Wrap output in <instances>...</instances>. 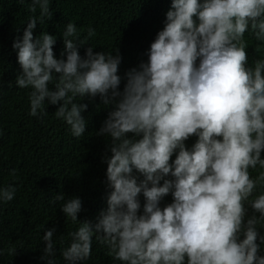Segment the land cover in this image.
<instances>
[{
	"label": "clouds",
	"instance_id": "9594fccd",
	"mask_svg": "<svg viewBox=\"0 0 264 264\" xmlns=\"http://www.w3.org/2000/svg\"><path fill=\"white\" fill-rule=\"evenodd\" d=\"M29 11L22 38L12 44L21 68L15 85L31 89L28 114L46 116V102L58 105L55 117L78 138L86 130L85 97L99 96L111 107L96 133L110 138L106 211L95 224L80 222V198H53L64 201L61 211L79 224L63 258L88 260L95 236L122 264H264L256 243L264 220V59L249 65L244 38L251 32L264 42V0H171L147 62L125 73L122 92L118 49L94 53L90 45L82 58L85 42L69 22L64 58H57L54 35H33L37 21L52 17L50 0H32ZM94 35L89 27L85 40ZM129 133L142 138L134 141ZM191 136L197 140L189 150L184 142ZM134 170L143 176L139 182ZM16 192L13 185L0 187V202ZM169 193L172 202L161 208ZM246 204L259 218L246 219ZM54 231L44 233L46 255H53Z\"/></svg>",
	"mask_w": 264,
	"mask_h": 264
},
{
	"label": "trees",
	"instance_id": "16d2710c",
	"mask_svg": "<svg viewBox=\"0 0 264 264\" xmlns=\"http://www.w3.org/2000/svg\"><path fill=\"white\" fill-rule=\"evenodd\" d=\"M31 4L32 0H0V187L13 185L17 188L12 201L0 202V264H49V261L70 264L63 258L62 251L71 242L69 233L76 231L79 224L66 218L61 211L64 201L53 202V198L57 193H63L65 199L80 198V222L95 224L100 213L106 211L111 189L104 158L111 155L110 138L96 133L111 107L105 108L99 96L85 97L81 103L88 107L81 115L86 121V130L78 138L71 135L64 121L55 117L58 105L46 102V116L28 114L31 89H20L15 85L21 68L12 44L15 39L22 38L33 15L29 11ZM170 7L171 0H50L52 17L45 18L43 23L37 21L33 35L36 37L42 31L54 35L55 56L64 58L61 57L64 50L62 33L66 24L72 22L85 42L78 49L82 58L90 45L94 53L116 54L118 49L121 56L118 90L122 92L125 73L138 68L141 62H147L150 44L163 29ZM35 15L39 16L38 8ZM89 27L95 29V35L85 40ZM244 38L249 65L264 59V42L257 41L251 32H246ZM127 136L134 141L142 138L132 133ZM196 140L195 136L189 137L184 142L185 147L190 150ZM176 154L173 153L170 163ZM261 157L264 158V151ZM12 169L16 170L15 176L11 175ZM133 174L138 182L143 179L135 170ZM250 174L255 177L257 171L250 169ZM165 178L173 179L170 175ZM138 199L140 215L145 200L142 194ZM172 199L169 193L161 199L159 206L163 208ZM245 207L248 209L246 219L252 215L259 218V213H254L247 204ZM49 229H55L53 255L44 253L43 236ZM257 232L258 254L264 255V244L260 240L264 237V220L257 225ZM9 249H15V254L10 255ZM107 253V245L94 236L90 258L77 264H122Z\"/></svg>",
	"mask_w": 264,
	"mask_h": 264
}]
</instances>
